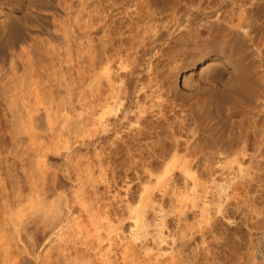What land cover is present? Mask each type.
Masks as SVG:
<instances>
[{
  "label": "rangeland",
  "instance_id": "1",
  "mask_svg": "<svg viewBox=\"0 0 264 264\" xmlns=\"http://www.w3.org/2000/svg\"><path fill=\"white\" fill-rule=\"evenodd\" d=\"M0 1V10L4 11L6 10V7L7 9L9 8L10 4L7 0H5L7 2H4L3 0ZM79 1L81 0H35L33 2V6L36 5L37 8L33 7L32 11H30L31 13L29 12L28 14L26 11L23 12L20 10H18V12L17 10L15 11V15H18V17L20 16L21 12H23L21 13L22 17L25 15L23 19L20 18V25H24H21L22 29L19 26V31L16 30V32H11V35L10 32L7 34V31L0 30V32L2 31L0 33V264H68V260L66 258L68 256L65 254V257L64 254L62 255L60 253V248L65 245V242L63 243L61 237L55 234H50V236L49 233L46 232L47 230H44V228L47 227H43L45 225L43 223L45 222V219H43L45 215H42L48 214L52 208L51 214L54 210V214L56 212L62 213L68 208L66 204L68 205L74 200H76V205L74 206L75 208H78L77 204L78 201L80 202V198L77 197V195L81 193L80 189H83L84 198H87L88 201L99 199L102 200L99 201V203L101 202L100 204L109 201L112 203V210H117V214L114 215V212L113 216L111 214H103L101 217L97 216L99 218L95 216L96 220L95 217H91L93 222L90 217L83 215L88 221L91 220L90 223L92 224V227L93 225H96L97 227L99 226L97 228L98 230H93L91 228V235L92 238L97 236L99 239L100 237V241H102V245L100 246L101 248H104H102L99 253L102 254V258L108 256L109 259L111 258L110 262H115H112L111 264H126L127 262V264L132 263V257L128 258L130 256L126 257L125 254L123 255L124 257H122V254L126 245L134 243L135 249L137 248L135 250V252H137L135 253L136 257L134 256L135 258H133L137 261L135 260V263L133 262L134 264H138L139 262V264H264V261H262L264 260V228H262L264 227V98L259 99V102H262H258L259 104L258 106L256 105L257 107L254 105L256 108L252 106L253 102H251V104L246 102V104V100L244 98L241 99V97L240 102L242 103L240 104H243L242 106L237 104L239 107L236 108L234 106L237 105L233 106L231 104H227L233 106L231 119L237 123L235 125L236 128L239 124H241L238 123L240 121L242 124L247 122L243 125L245 127L248 125L250 126L254 122V124H252L254 127L252 126V129L249 128L248 130L251 129L252 131H256L257 129L255 138L250 135L252 134V131L250 130L251 132L248 131L249 141L243 142V144L240 143L238 145L241 146V149H243L242 147H245L246 145L244 148L246 153L247 150L253 149L255 151V149H257V155L254 153L255 155L251 154V156L249 154H241L239 156H216L213 154V145L210 140H208V134L203 132L201 133L202 136L199 135V137H197L196 140L191 144L190 149L192 154H195L196 156L193 155V157L187 158V162L190 164V168L188 167L189 169L178 167L181 161L184 159L179 161V159L176 158L177 161L174 162L175 158L173 159V157L170 156L161 159L158 157L154 158V160L139 158L138 156L132 157V159L130 157H120V159H106L101 162L93 157L85 156V152L82 148H80L79 143L82 136V119L84 118L81 94L84 87V80L81 78L82 76H80L82 63L79 59L80 54H78V52L81 53V44L83 43L80 42H83V39H79L80 35L75 36L78 33L81 34V30L79 31L77 29L79 26L74 20L76 15L75 10L79 8V4H77ZM178 1V4L182 6L184 5L186 7L188 6L187 11L192 14H194L193 12L196 11L198 12L200 10H207V8L213 12L218 11L223 13L225 11L224 13L227 14L230 11L239 12L241 8V6L238 4V0H225V2L222 0H207V2L206 0H192V2L191 0ZM116 2L118 3L119 1L117 0ZM121 2L122 3L119 2V4H123V0H121ZM129 2L130 0H124L125 4H123L124 6H121H123L125 9L128 5L127 7H131V9L126 8V10H124L123 8H120L119 12H125L127 9L128 11L133 10L134 6L132 5V0L130 4ZM168 2V4H173L175 0H168ZM164 4H166V2H164ZM71 6L74 8H71ZM149 6L154 7L151 5V3H149ZM210 6H213V8ZM55 12H57V14ZM124 12L119 13L120 16L118 13H116V11L110 14L104 13V15H100L101 20L105 19L102 21L104 23H102L101 27L103 28L104 32L102 34V29H100L99 33L101 34L98 33L95 36L93 35V39L95 38L97 43H102L103 41L107 43L111 37L110 41L108 42L109 49L105 52L106 54L102 53V57L99 56L98 58V61H100L99 65L101 62H103L100 66L98 65V74H100V77L108 75L110 78L114 79L116 78L117 74L115 72H122V70L120 71L121 67L119 64V60L121 59H119L117 62H112V60H110L111 57L108 59V55L114 53L112 51L114 50V47L116 48V46L121 45L119 42L122 39L125 40V37L121 38V32L124 31L123 24H126L125 20L127 19L124 15ZM105 14H107V16ZM102 15L104 17H102ZM114 16H116V18ZM119 17L121 20L118 19ZM251 19L253 20L254 18L251 17ZM25 20L26 22H24ZM252 20H250L251 23H259L264 19L255 18V20ZM119 28H121V30ZM26 30H28V32ZM105 30L110 34H108V32ZM258 33L259 34L256 36L255 40L257 50L254 46V51H260L261 53L264 51V30L259 31ZM30 34L33 35V40H35L34 37H37V41H33V43L36 45L32 43V47H30V42L32 41H30V38H28L31 37ZM103 35L105 36L103 37ZM77 38L80 40V42H78L79 40H77ZM21 41L23 42L21 43ZM25 41H27L26 44H24ZM28 41H30V45H28ZM75 42L76 44H74ZM38 53L39 55H37ZM68 53L69 55H67ZM262 54H264V52H262ZM41 55L43 57H41ZM46 57L49 58L46 59ZM262 57H264V55H262ZM131 59L128 60L131 61ZM124 60L123 62L120 61L123 63V67L124 63L126 65L130 64L129 62L127 63L128 60ZM262 61H264V59H261V61L257 62L258 64L261 62L262 65L259 66V68L257 67L258 71H255V73L252 74L251 81L255 87L253 88V92H255L254 89H257L256 93H258V90L260 89L259 92L261 91L260 93L264 94V62ZM146 62L144 63V66L146 65ZM113 63L117 66V68ZM103 65H106L107 67L105 66L106 68L102 69L104 67ZM118 67L120 69H118ZM149 71L147 74L146 69L143 67L142 76L146 74L145 77H142L143 80H146V78L150 76ZM147 75L148 77H146ZM152 75L153 73H151V76ZM35 76L37 78L39 77L37 80L41 78V81L39 80L40 84H43L46 81V84H43L42 86L43 88L45 86L47 91L49 90L47 94L49 93L48 95L50 97L48 100L45 92L43 95L46 97L42 95L44 97L43 98L41 96L44 100L41 98L39 106H36L35 108L36 110H26V108H23L25 105H21H27L28 100L32 99L33 97L30 98L31 96L25 94L26 92L22 88L23 85H25L24 83H28L30 77ZM48 76H52L53 79ZM43 78L47 80H44ZM103 81L104 80H102V83L104 85ZM227 81V78H223L221 81L217 82L218 87L221 89L224 84L228 83ZM181 85L182 84H179V87H181ZM16 88L18 89L17 91ZM22 90L24 91L22 92ZM201 90L202 89H200V92L202 93L199 94V97L201 98L200 100H206L210 96H213V98L210 97L208 99H211L210 101L212 102H208L211 103L213 111L217 108L222 114L226 105H224V107L222 106L220 109L219 107L221 106L218 107L216 103H214L215 105L212 104L213 100H215L214 94H212L215 93L213 91L215 89L210 90L207 88L205 91L203 90L204 92ZM209 90L211 91L210 93ZM143 91L144 89L141 90V92ZM208 93L210 95H208ZM237 98L239 100V97ZM190 100L192 99H189V101ZM42 101L45 103L43 104ZM53 102L56 104H53ZM54 107L56 109H54ZM100 112L101 110L99 109L95 115L92 114L90 120H96L98 121V125H104L106 123L104 120L105 117H99L98 115H100ZM97 118H99V120ZM250 119L251 121H246ZM253 119H255V121H253ZM165 127H163V129ZM253 128L255 130H253ZM169 130V128H165L163 131H159L158 134L152 135L154 138L151 137L150 140H152L153 143L159 141L160 143L157 142L159 145L164 143L166 141L167 135L169 134ZM192 133L193 132H189L190 135ZM189 134H187L188 137L193 138V135L189 136ZM250 146L253 147L250 148ZM72 163L75 164L73 165ZM145 163L151 164L152 168H149V165H146ZM172 164H175V167H171ZM192 169L193 171L191 172ZM35 189L38 190L34 191ZM143 190H146V195L142 199L141 195L143 194ZM40 202L42 204H40ZM39 205L43 206L41 207ZM141 206H143L146 214H144L145 217H139V219L136 221L140 226L142 222V225L144 223L148 225L146 228H144V226L142 229L143 231H141V233L143 232L144 234H142L140 238L133 240L132 235L129 233L128 226L135 223V217L129 218V212L131 210L135 211L136 208ZM16 207L18 208L16 209ZM39 214H41V216ZM123 218L125 219L123 224L125 222L126 224L120 225V221ZM77 221L78 220L76 219V222ZM35 223H37V227H35ZM100 223L102 229L100 228ZM103 223H105L106 226L105 224L103 225ZM107 225L109 227L110 225L112 226V231L108 230L110 228ZM96 226L93 228H96ZM95 231L96 233H94ZM105 231L108 232L105 233ZM106 234L108 235L106 236ZM109 235L111 236V239L109 238ZM82 236L85 237L86 235L83 233ZM105 236L108 237L109 240L107 239L106 241ZM68 237L70 239L72 236L68 235ZM76 238H79V236ZM34 240L35 243L38 242L37 240H39L41 243V248L39 247L41 253L39 256H37L38 258L36 257L37 244L34 243ZM53 242L56 245H54ZM71 243H67L69 251L70 245L72 247L75 246L73 250L76 249V251L73 252L71 247L72 252H68L71 258H74L75 256L77 258L84 256V258H88L92 262L95 261V257L98 258L97 254L94 253V250L83 246L81 243ZM48 244L52 245L49 246ZM46 247L47 249H45ZM80 250H82V252ZM45 252L46 254H44ZM43 254L47 255L48 262H46L47 257L46 260L43 258L45 257ZM103 254L105 255L104 257Z\"/></svg>",
  "mask_w": 264,
  "mask_h": 264
},
{
  "label": "bare ground",
  "instance_id": "2",
  "mask_svg": "<svg viewBox=\"0 0 264 264\" xmlns=\"http://www.w3.org/2000/svg\"><path fill=\"white\" fill-rule=\"evenodd\" d=\"M3 1L4 2L8 1L10 5L8 4L9 5L8 9L6 7V10H4V9H3L4 11L0 10L1 11V13H0V17H1L0 18V30L7 31V34H8V32H10V35H11V32H16V30L19 31L18 27L20 26V28H21V25H23V24L20 25V22H21L20 18L23 19V17L25 15L22 17L21 13L26 11L29 14V12L32 11L33 7L37 8V6L36 5L33 6V4H34L33 2L35 0L34 1L33 0H7V1L3 0ZM116 1H111V0L110 1H108V0H81V1H79L80 3L79 2L77 3V4H79V6L76 5L79 8L77 10H75L76 15H75L74 20L77 23V25L79 26L77 29L79 31L81 30V34L78 33L77 35H75V34L74 35L75 36L80 35V38L79 37L78 38L80 40L83 39V42H80V40L77 38V40H79L78 42L83 43V44H81L82 45V49L80 48L81 51L79 50L81 53L78 52V54H80L79 59L82 63L81 69H80V74H81L80 76H82L81 78H83V80H84V82H83L84 87H83V91L81 93L82 94V101H83L82 106L84 109V118L82 119V136H81V140L79 143H80V148H82L83 151L85 152L84 153L85 156L93 157V158L97 159L99 162L104 161L106 159H117V158L120 159V157H125V158L130 157L132 159V157L138 156L139 158H145V159H151V160L153 159L154 160V158L159 157L161 159V158H166V157L170 156V157H173V159L175 158L174 162L177 161L176 158H178L179 161L184 159L183 161H181V163L178 161L180 163V164L178 163L179 164L178 167L183 168V169H185V168L189 169L190 164L187 162V158L193 157V155H195V154H192V151L190 149L191 144L203 132L208 134L207 135L209 138L208 140H210V142L213 145V147H212L213 148V150H212L213 154H215L216 156H221V155H223V156H225V155H227V156L228 155L229 156L230 155L239 156L241 154H244V155L249 154L251 156V154H254V153L256 154L257 149H255L256 152L253 149H251V150H247V153H246L245 149H244L246 147V145H245V147H242L243 149H241V146L238 145L240 143L243 144V142L249 141L248 140L249 139V132L248 131H250L252 129V126H253L252 124H254V122L250 126L248 125L247 127H245L243 125L246 124L247 122L242 124V122L240 121L238 123H241V124H239L236 128L235 125L237 123H235V121L231 119V115H232L231 113L233 112L232 109H233L234 105H237V104L240 106L243 105V104H240V103H242V102H240V97H241V99L244 98L246 100V101L244 100L245 103L248 102V104H251V102H253L252 106H254V105L258 106V104L262 102L261 100H260L261 102H259V99L264 98V94L260 93L261 91L259 92L260 89L258 90V93H256L257 89H254L255 92H253V88H255V87L253 86L252 81H251L252 74H254L255 71H258L257 67L259 68V66L262 65L261 62L259 64L257 62L261 61V59H264V57H262V55H264V54H262V52H264V51H262L261 53L259 50H258L259 52L254 51L255 49L257 50V47L255 45L256 44L255 43L256 36L259 34L258 33L259 31L264 30V20H262L259 23H251V21H250V20H252L251 17L254 18L253 20H255V18L264 19V0H258V1L257 0H238L239 3L238 2L237 3L241 6L240 11L239 12H233V11L231 12L230 11L227 14L224 13L225 11L223 13L218 12V11L213 12V11L209 10L208 8H207V10H200L198 12L196 11V12H193L194 14H192L189 11H187L188 6L186 7L184 5L182 6V5L178 4L177 3L178 0L177 1L175 0V2L173 4L172 3L168 4L170 2V1L168 2V0H166V1L165 0H148V1L147 0H132V2H133L132 5L134 6V9L128 11V9L129 8L131 9V7H127L128 6L127 5L126 6V8H128L127 11H125V12L123 11L124 15L126 16L127 19L125 20L126 24H123V27H124L123 30L124 31L121 32V34H122L121 38L125 37V40L122 39L119 42V43H121V45L116 46V48L114 47V50H112L114 53L113 54L109 53L111 56L108 55V53H107V55L109 56L108 59H110V57H111L110 60H112V62L113 61L117 62L119 59H121V60H119V64H120L121 69L119 67H118V69H120V71L122 70V72H115V73H117L116 78L113 79V78H110L108 75L100 77L99 76L100 74H98V65L100 62V61H98V58H99V56L102 55V53L106 54L105 52L109 49L108 48V42L110 41L111 37L109 38V41L107 43L105 41H103L102 43H97V40L95 38L93 39V35L95 36L96 34H98L100 29H102V31H101L102 34L104 32L103 28H101V27H102V23H104L102 21H104L105 19L104 20L100 19L101 14H103V15H104V13L110 14L114 11H116V13H118V14L123 13L122 11L119 12V9L123 8V6H124L123 4H125L124 0H123V4H119V2L122 3L121 0H118L119 1L118 3ZM222 1L225 2V0H222ZM130 2H131V0H130ZM130 2H129V4H130ZM164 2H166V4H164ZM191 2H192V0H191ZM203 2H205V1H203ZM206 2H207V0H206ZM0 3H1V1H0ZM149 3H151V5L154 7L149 6ZM121 5H123V6H121ZM6 6H7V4H6ZM76 6H75V9H76ZM129 6H131V5H129ZM169 6H171V7H169ZM67 7H68V4H67ZM203 7H204V5H203ZM71 8H74V7L71 6ZM126 8L125 9L123 8V9L126 10ZM211 8H213V6ZM16 10H17V12H18V10L23 11L21 13L19 12L21 17L20 16L18 17V15L17 16L15 15ZM234 10H235V8H234ZM2 12H3V14H2ZM49 13H51V12H49ZM55 13L57 14V12H55ZM107 14H105V15L107 16ZM115 14H112V15H115ZM103 15H102V17H104ZM119 16H120V14H119ZM114 17L116 18V16H114ZM27 18H29V17H27ZM44 18H46V17H44ZM112 18H113V16H112ZM118 19L121 20L120 17ZM122 20H124V19H122ZM40 21H41V19H40ZM24 22H26V20ZM34 22H35V20H34ZM111 23H112V21H111ZM35 26H37V25H35ZM113 26H116V25H113ZM114 28H116V27H114ZM119 29L121 30V28H119ZM26 31L28 32V30H26ZM54 31H55V28H54ZM106 32H108V31H106ZM101 33H99V34H101ZM108 34H110V33L108 32ZM3 35H6V34H3ZM123 35H125V36H123ZM30 36L31 37H28V38H30V41H32V42L28 41V45H30L29 44V42H30L31 43L30 47H32L33 46L32 43L35 40L37 41V37L36 38L34 37L35 40H33L32 39L33 35L30 34ZM66 36H68V35H66ZM104 36L105 35H103V37ZM112 37H114V36H112ZM7 38H8V36H7ZM27 39H25V40H27ZM17 42H18V40H17ZM22 42L23 41H21V43ZM26 42L27 41H25L24 44H26ZM47 43H49V42H47ZM119 43H117V44H119ZM24 44H23V46H24ZM74 44H76V42ZM3 45H4V43H3ZM34 45H36V44H34ZM78 45H80V44H78ZM121 46H123V47H121ZM254 46H255V49H254ZM66 47H68V46H66ZM26 48H28V47H26ZM70 48H71V46H70ZM28 49H30V48H28ZM51 50H52V48H51ZM57 51H58V49H57ZM69 53L67 55H69ZM18 55H19V53H18ZM37 55H39V53ZM41 57H43V56L41 55ZM76 57H77V55H76ZM121 57H123V58H121ZM124 57H125V60L131 59V61H129V60L127 61V63L128 62L130 63V64H128L129 66L124 63V67H123L122 62L124 60ZM47 58H49V57H46V59ZM105 59H106V57H105ZM257 60H259V61H257ZM13 61H15V60H13ZM120 61H122V62H120ZM145 62H146V65L144 66ZM262 62H264V61H262ZM101 63H103V62H101ZM101 63H100V65H101ZM35 64H33V65H35ZM105 66L102 69L107 67V66L106 67ZM127 67H129V68H127ZM143 67H144V69H146L147 74H148V71L150 70L149 71L150 76L148 77V75H147L146 77H148V78H146V80H143V78H142V77H145V75H146L145 74L142 76ZM79 68H80V66H79ZM116 68H117V66H116ZM58 69H60V68H58ZM163 69H164V71H163ZM10 70H11V68H10ZM51 71H52V69H51ZM67 73H68V71H67ZM105 73H107V72H105ZM151 73H153L152 76H151ZM14 77H15V75H14ZM35 77H30V78L28 77L29 81L26 80V81H28V83H24L25 85H23V88H22L25 90V92H26L25 94H28L29 96H31L30 98L33 97L32 99L28 100L27 105L26 104L21 105V106L25 105L23 108H26V110H29V109L36 110L35 108H36V106H39L41 98L43 96H45V95H43V94H45V92H46V96L48 97V100L50 97L48 95L49 93L47 94V92L49 90L47 91V88L45 86L43 88V86H42L43 84H46L45 83L46 81L43 84H40L41 78L39 79L40 80L39 81V80H37L39 77L38 78L36 77V79H35ZM48 77L52 78V76H48ZM223 78H227L228 83L226 82L227 84H224L225 86L223 85L224 88L221 87V89H220L217 85V82L221 81ZM6 79H5V81H6ZM44 80H47V79H44ZM102 80H104L103 81L104 85L102 83ZM116 82H118V83H116ZM4 83H6V82H4ZM13 83H15V82H13ZM221 83H218V84H221ZM179 84H182L181 87H179ZM24 86H25V88H24ZM8 87H9V85H8ZM10 87H11V85H10ZM207 88L210 90L215 89L217 91L216 92L215 90H213L215 93H212V94H214L215 100H213L212 104L216 103V105L218 107L221 106V107H219L220 109L222 108V106L224 107V105H226L224 107L225 109H223L224 111L222 112V114H221L220 110L217 108H216V110L213 111L211 103L208 102L211 100V99L210 100H208V99L210 97L213 98V96H210L209 98H207L206 99L207 101L205 99H204L205 101L200 100L201 98L199 97L200 96L199 94L202 93V92H200V89H202L201 91H203V90L205 91ZM18 89H19V87H18ZM18 89L16 88V91ZM143 89H144V91L141 92V90H143ZM24 90H22V92ZM185 90L188 93H186ZM210 90H209V93L211 92ZM67 91H68V89H67ZM209 93H208V95H210ZM16 94H17V92H16ZM188 97H189V99H192V100L189 101ZM237 97H239V100ZM259 97H261V98H259ZM43 98H42V100H44ZM53 99H54V97H53ZM25 101H26V99H25ZM42 102H43V104L45 103L44 101H42ZM210 102H212V101H210ZM54 103L55 102H53V104ZM227 104H231L233 106L227 105ZM58 105L61 106L60 104H58ZM238 105L234 106V107L237 108V107H239ZM213 108H215V107H213ZM54 109H56V108L54 107ZM99 109L101 110V112H100V115H98V116L101 118L105 117L104 120L106 123L104 125H101V124L98 125L97 124L98 121L92 119V121H94V122H92L90 120L91 119L90 117L92 116V114L95 115V113ZM252 109H253V107H252ZM167 112H169V113H167ZM249 112H251V111H249ZM58 113H59V111H58ZM169 114H171V115H169ZM97 119L99 120V118H97ZM246 121H251V119L246 120ZM253 121H255V119H253ZM47 122H48V120H47ZM91 126H93V127H91ZM165 126H167V127H165ZM163 127L170 129L169 134L167 135L166 141L160 145L157 144V142H159V141L153 143V141L150 140L152 135L158 134L159 131H163L165 129V128L163 129ZM249 128H251V129L248 130ZM255 128H256V126H255ZM253 130H255V129L253 128ZM242 131H244V132H242ZM256 131H257V129H256ZM256 131H252L251 132L252 134H250L253 138H255V136H256ZM189 132H193V133L190 135ZM187 134H189V136L193 135V138L188 137ZM152 138H154V137H152ZM251 147H253V146H250V148ZM190 163H191V160H190ZM146 165H149V168H152L151 164H146ZM174 165L175 164H172V166L171 165L170 166L175 167ZM168 167H167V170H168ZM116 168H117V166H116ZM192 171H193V169L191 170V172ZM39 174H40V172H39ZM185 177H186V175H185ZM75 180H77V179H75ZM137 181H138V179H137ZM196 186H197V184H196ZM236 187H237V185H236ZM184 188H185V186H184ZM36 190H38V189H35L34 191H36ZM80 190H81V193L77 195V197L80 198V202L78 201L79 205L77 204L78 208L76 207L77 209L74 206V205H76V203H75L76 200H74L72 203H70L68 205L66 204V206H68V208L65 211L62 210L63 211L62 213H60L58 211L59 213L56 212L54 214V211H55L54 210L51 214V211L53 209L51 207L52 209L50 210V212H48V214L42 215V216H44V215L46 216V218H45V216L43 218V219H45L44 220L45 222H43L45 225L43 224L44 225L43 227H47V228H44V230L46 229L47 230L46 232H48L49 235L55 234V235L61 237V239L63 240V243L65 242V245H63V247L60 248V251H61L60 253L62 255L64 254V256H65V254H66V256H68V257L65 256L68 260L67 261L68 264H111L113 262V261L110 262L111 258L109 259L108 256L104 257L105 253L103 254L104 258H102L101 257L102 254L99 253L100 250H102V248H104V247L101 248V246H100V245H102L101 244L102 241H100V237L98 239V237L95 234L94 235L96 237H93V238L91 235V233H92L91 228L93 230H95L99 226L97 227L96 225H93V227L96 226V228H93L90 221L92 220V222H93V219H92L93 217H95V216L101 217L103 214H111L113 216V213L115 212L114 215H116L117 210L116 211L112 210V203L109 201H107L103 204H100L101 202L99 203V201H102L99 199L92 200L93 202L88 201L87 198L86 199L84 198L83 189H80ZM78 192H79V190H78ZM142 192H143V194L141 196L143 199V197L146 195V190H143ZM197 196H199V195H197ZM42 199H43V197H42ZM40 204H42V203L40 202ZM202 204H203V202H202ZM202 204H201V206H202ZM59 205H61V204H59ZM39 206L42 207L43 205H39ZM46 207H48V206H46ZM17 208L18 207H16V209ZM38 208H40V207H38ZM41 209H40V211H41ZM63 209H65V208H63ZM204 209H205V207H204ZM199 211H200V208H199ZM7 213H8V211H7ZM41 214H39V215L41 216ZM144 214H146V213H145V210L143 209V206L136 208L135 211L131 210L129 212V218L135 217L134 218L135 223L131 224L130 226L127 225L128 229H129V233L132 235L133 240L140 238L142 236V234H144L143 232L141 233V231H143L142 230L143 227L145 226L144 228H146V226L148 225L145 223L142 225V223H143L142 222L141 226H140L139 223L136 221L137 219H139V217H142V216L145 217ZM83 215H85L86 217H90V218L92 217V218L90 221H88L86 219V217H84ZM151 215H153V214H151ZM96 217H95V220H96ZM97 218H99V217H97ZM120 218H122V217H120ZM76 219L78 220L77 222H76ZM146 220H147V218H146ZM124 221H125L124 218L121 219L120 225L126 224V222L123 224ZM103 222H104V220H103ZM105 223H107V222H105ZM105 223H103V225ZM5 224H6V222H5ZM35 224H36L35 227H37L38 226L37 223H35ZM15 226H16V224H15ZM105 226H106V224H105ZM111 227L112 226L110 225V227H109L110 229H108V230L112 231ZM125 227H126V225H125ZM100 228H101V223H100ZM262 228H264V227H262ZM96 231L94 233H96ZM34 232H35V230H34ZM107 232L105 231V233H107ZM83 233L86 235L85 237L82 236ZM27 234H29V233H27ZM68 235H71L73 238L71 237L69 239ZM107 235L108 234H106V236ZM110 235H109V238L111 237ZM30 236H32V235H30ZM77 236H79L80 239L76 238ZM6 237H7V235H6ZM109 238L106 237V241H107V239L109 240ZM155 238H157V237H155ZM141 240H143V239H141ZM150 240H152V239H150ZM37 241L38 242L35 243V240H34V243L37 244V246L35 245L37 247V249H36L37 251L35 250L37 252L36 257L39 256L41 253V251H40L41 243L39 240H37ZM71 242H73L74 244L75 243L76 244L81 243L83 246H86L89 249L94 250V253L97 254L98 258L97 257L94 258V255H93V258L95 259V261H93L94 263L91 260H89L88 258L87 259L84 258V256L83 257L81 256L82 258L81 257L77 258L76 256H75L76 258L75 257L71 258L70 254L68 253L71 251V247H72ZM67 243H69V244L71 243L70 251L68 249ZM57 244H58V242H57ZM134 244L126 245V247H124L125 249L124 250L122 249L123 254L120 253V254H122V257H124L123 256L124 254L126 257L130 256L128 258L132 257L131 258L132 263H129V264H134L135 260H136V259H133L136 257L135 253H137V252H135V250L137 248L135 249ZM50 245H52V244H50ZM54 245H56V244L54 243ZM3 247H5V246H3ZM73 248H75V246L72 247V251L75 252L76 249L73 250ZM196 248H198V247H196ZM45 249H47V247ZM105 250H106V248H105ZM80 251L82 252V250H80ZM77 252H78V250H77ZM44 254H46V252ZM44 256L45 257H43V258H45V260H46L47 255H44ZM61 258H62V256H61ZM94 259H92V260H94ZM41 260H42V257H41ZM262 261H264V260H262ZM46 262H48V257H47ZM129 262H130V260H129ZM198 262H199V260H198ZM113 263H115V262H113ZM136 263H138V262H136Z\"/></svg>",
  "mask_w": 264,
  "mask_h": 264
}]
</instances>
